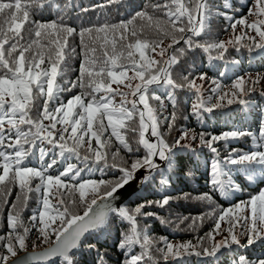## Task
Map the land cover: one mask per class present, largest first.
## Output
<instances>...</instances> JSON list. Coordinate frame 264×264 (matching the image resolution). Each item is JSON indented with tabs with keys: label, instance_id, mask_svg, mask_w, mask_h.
Masks as SVG:
<instances>
[{
	"label": "snow or ice",
	"instance_id": "1",
	"mask_svg": "<svg viewBox=\"0 0 264 264\" xmlns=\"http://www.w3.org/2000/svg\"><path fill=\"white\" fill-rule=\"evenodd\" d=\"M123 4L105 0L95 7ZM73 7L72 0H0V264H80L85 250L95 251L94 264H107L97 237L114 222L123 229L117 245L122 264H185V257L215 258L224 249L264 244V188L226 208L216 201L243 192L234 173H245L249 182L264 177V117L258 134L185 127L168 138L178 118L202 122L205 113L246 105L260 88L261 75L237 76L225 85L194 64L188 71L178 66L197 49L209 64L225 60L230 49L264 53V0L238 7L225 0L216 14L226 21L227 40L211 36L208 0H150L129 18L79 30L66 22ZM45 13L56 18L46 20ZM76 58L78 75L71 79L76 69L69 61ZM179 92L195 97L189 115H178ZM245 137L252 138L250 149L232 146ZM195 144L212 153L208 191L173 196L165 172L176 164L178 149L195 151ZM157 176L165 189L160 199L135 207L123 201L121 190L130 182L150 187ZM181 198L209 211L177 229L196 232L197 220L208 218L210 231L195 241L154 237L146 220L157 213L149 209ZM31 201L36 207L25 217ZM33 230L39 241L33 247L49 246L16 259L27 252ZM231 264H264V255L239 252Z\"/></svg>",
	"mask_w": 264,
	"mask_h": 264
},
{
	"label": "trees",
	"instance_id": "2",
	"mask_svg": "<svg viewBox=\"0 0 264 264\" xmlns=\"http://www.w3.org/2000/svg\"><path fill=\"white\" fill-rule=\"evenodd\" d=\"M59 2L63 5L66 0H59ZM104 2L105 0H72L74 7L67 12L66 22L78 30L81 27L103 23L105 20L108 22H116L120 19L129 18L135 12L143 10L150 3V0H124L122 6L111 5L103 9L95 7L97 4ZM246 2L247 0H231V3L237 7ZM208 3L214 12L210 21L211 36L214 38L218 37L222 40L229 39V33L223 31L227 26L226 21L222 16L216 14L217 10H223L225 0H208ZM81 9H89V11L84 12ZM244 12L246 13V8ZM239 15L237 13V16ZM55 18L54 14H44V19L46 20ZM74 42L76 44L79 43L78 37L75 38ZM168 42V40H165V45ZM69 63L72 68L76 69V71L69 72V77L75 79L78 75L80 59H73ZM193 64L195 65V71L206 72L210 78L217 79L225 85L230 84L237 76H264V53H261L259 50L249 53L246 50L235 52L230 49L225 60L215 61L209 64L207 56L197 49L195 52L189 53L182 60L181 65L178 66V71L192 70ZM220 73H224V75H220ZM197 83L202 82L197 80ZM209 87L210 84L206 83L205 95L208 94L207 89ZM260 88H264V81L261 82ZM260 88L245 98L248 101L246 105L236 103L222 109H217L212 113H205L202 122L197 121L191 116L188 120L178 118L176 121V130L168 137L169 140L179 135V129L185 127L194 129L196 132L204 131L212 134H220L224 131L232 130H244L258 134L261 119L264 117V112H262V109H264V96L260 95ZM158 92L163 95L165 89L160 88ZM65 95L70 96L71 93H66ZM194 100L195 97L191 93L179 92L177 95L178 115H189L191 104ZM152 103L155 104L156 102L153 101ZM168 112H171L170 106ZM232 146L248 150L252 146V138H242L234 142ZM133 147H135V144H133ZM219 147L221 149V155H224L223 144L221 143ZM193 149L195 151L178 149L176 164L171 170L165 172V179L169 181L167 192L173 196H179L181 193H191L195 196L198 193L208 191L205 180L208 171V162L212 158V153L206 148L200 147L198 144L193 145ZM96 178H99V173L96 174ZM234 178L243 188V192L237 193L229 199L217 196L216 201L218 206L226 208L238 200H247L250 195L256 194L260 188H264V177H260L258 174L254 182H249L247 175L243 172L234 173ZM159 179L160 177L157 176L156 184L150 187H144L143 191L130 200L128 204L131 207H135L137 203L143 200L160 199L165 189L160 186ZM14 195L15 193L13 194V198ZM35 207V202L31 201L29 203V210L24 213L25 217H28L31 214V210ZM149 210L157 213L156 217H149L146 220L150 233L156 238L167 237L173 243L186 240L195 241L196 236H203L212 227V220L205 218L202 224L197 220L198 227L196 232L179 230L186 228L191 223V218H197L209 211L207 205L199 203L194 199H175L164 208L153 207ZM181 217H189L190 219L185 220L181 224L179 222V218ZM143 223L144 221H142V225ZM177 225H179V229H177ZM122 230L120 224L114 222L110 228L103 231L97 237V248L105 255L107 264H122L123 256L117 247ZM33 242L39 243L35 230L31 234L27 249H36L45 246L41 244L39 247L34 248ZM245 251L250 257L264 255V244L258 241L247 250L235 249L233 251L224 249L215 258L185 257V264H231L237 253ZM95 258V251L89 252L85 250L80 259V264H94Z\"/></svg>",
	"mask_w": 264,
	"mask_h": 264
},
{
	"label": "water",
	"instance_id": "3",
	"mask_svg": "<svg viewBox=\"0 0 264 264\" xmlns=\"http://www.w3.org/2000/svg\"><path fill=\"white\" fill-rule=\"evenodd\" d=\"M142 174H143V170H141V172H138L136 175L137 177H139ZM143 189L144 187H141V185L138 183L137 180H133L132 182H130L129 185L125 187V189L121 190L123 193V196H122L123 201L128 203L130 200L138 196L143 191ZM48 246L49 245H46L38 249H27V252L22 251L21 253H18V257L16 259L25 257L27 254H31L33 252H37V253L42 252ZM9 264H11V261L9 262Z\"/></svg>",
	"mask_w": 264,
	"mask_h": 264
},
{
	"label": "rangeland",
	"instance_id": "4",
	"mask_svg": "<svg viewBox=\"0 0 264 264\" xmlns=\"http://www.w3.org/2000/svg\"><path fill=\"white\" fill-rule=\"evenodd\" d=\"M45 246H46V245H45ZM36 249H38V248H36ZM21 252H22V251H21ZM21 252H20V253H21Z\"/></svg>",
	"mask_w": 264,
	"mask_h": 264
}]
</instances>
